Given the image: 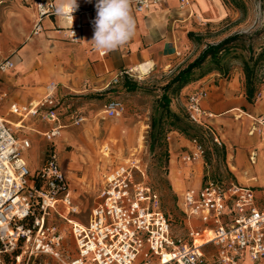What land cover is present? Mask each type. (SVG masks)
Wrapping results in <instances>:
<instances>
[{
	"label": "built area",
	"instance_id": "2783aa9c",
	"mask_svg": "<svg viewBox=\"0 0 264 264\" xmlns=\"http://www.w3.org/2000/svg\"><path fill=\"white\" fill-rule=\"evenodd\" d=\"M148 2L136 0V9L142 11ZM77 3L73 22L65 19L71 39L86 25L94 31L90 19L87 23L75 21V16L88 12ZM55 16V0H39L32 34L42 33L43 20ZM14 67V62L6 59L0 62V74ZM133 75V70H123L110 85H118ZM55 90L56 86L51 84L38 101L10 103L8 115L20 121L40 116L53 125L45 138L54 142L63 128ZM207 94L203 89L187 96V117L192 124L210 131L214 143L221 146V138L209 123L214 114L202 105ZM125 109L123 101L112 98L104 114L107 118H119ZM252 119L251 133L258 132L264 138V113ZM84 120L83 116H77L74 124ZM16 129L12 121L0 115V264H8L5 255L14 256L11 264H33L41 256L58 264H264V205L259 203L252 186L208 178L199 188H187L179 204L188 228L180 236L174 234L171 218L161 209L158 193L147 182L137 180V173L145 177L140 164H120L105 174L88 222L78 223L73 217L80 212L79 206L58 154L54 149L46 154L31 183V172L23 157L31 143L19 138ZM191 145L184 161L203 159L204 145L197 138L191 140ZM251 160L255 162L253 155ZM53 215L72 225L77 252L73 258L65 259V232L48 223ZM210 246L215 250L208 249Z\"/></svg>",
	"mask_w": 264,
	"mask_h": 264
},
{
	"label": "rangeland",
	"instance_id": "374dc122",
	"mask_svg": "<svg viewBox=\"0 0 264 264\" xmlns=\"http://www.w3.org/2000/svg\"><path fill=\"white\" fill-rule=\"evenodd\" d=\"M243 1L246 3L245 10L223 3L227 15L222 19H213L203 24L199 37H196V49L189 57L198 52L201 54L208 45H216L230 36L239 35L238 41L230 45L231 53L226 56L230 71L227 75H216L215 85L221 86L220 79L229 83L232 77L241 73L240 84L246 94L242 60L238 55H247L246 48L250 45L254 46L256 52L264 46V0ZM178 70V67H168L165 70H155L145 76L134 73L135 77L123 79L119 87L113 89L110 86L106 91L85 97L79 102L82 107H76V110L70 109L67 103H64L65 100H62L65 104L63 109L65 114L61 121L66 127L61 137L50 142L40 136L42 142L31 143V148L23 154L31 172L30 182L32 183L33 176L43 165L48 150L54 149L58 154L62 170L70 180L75 204L79 206L80 212L73 219L76 222L87 223L91 210L98 202L105 174L120 164L138 163L145 172V177L137 173V180L147 182L158 193L161 209L171 218L174 234L180 236L186 234L188 223L179 202L181 195L189 187L177 185V181L187 185L212 178L226 184L253 186L255 190L261 191L262 200H259V203L263 204L264 138L258 132L251 133L253 119L242 111L222 110L209 119L212 130L222 140V145H218L219 150L214 149L213 134L203 127H198L203 133H200L197 139L206 150L204 158L199 160V163L184 161V156L189 153L192 145L180 143L182 137L188 139L182 134L177 135V139L173 138L174 132H170L167 138L170 153L168 164L159 159V154L156 158L151 153L147 142L151 117L157 101L164 92V87ZM262 76L260 72L258 79ZM1 78L3 80L4 75ZM126 80L135 82L137 88L134 90L127 88ZM237 87L238 82L228 88L235 90ZM182 97L185 98L186 95ZM182 97L180 92L174 96L172 106L174 110L187 117L185 103L181 102ZM112 98L120 99L125 105V112L119 118H107L101 112L104 105ZM1 100L0 114L5 113L7 109L5 104L8 97L1 96ZM263 100L264 80L258 83L254 98L250 100L252 103L250 114L258 116L264 113V109L261 108V106L264 108ZM74 111L84 112L83 116L86 120L79 125L74 124L72 119ZM11 117L16 119L14 116ZM23 134L19 133L21 136ZM28 136L32 137L34 134L28 133ZM106 146L109 147L108 150L105 149ZM222 147H225V158ZM252 155H256L255 162L251 160ZM48 223L57 225L65 232V259L75 257L77 252L72 225L57 215H53ZM208 249L212 251L215 247L210 246ZM33 264H58V262L50 257L41 256L34 260Z\"/></svg>",
	"mask_w": 264,
	"mask_h": 264
},
{
	"label": "crops",
	"instance_id": "0c3cea01",
	"mask_svg": "<svg viewBox=\"0 0 264 264\" xmlns=\"http://www.w3.org/2000/svg\"><path fill=\"white\" fill-rule=\"evenodd\" d=\"M38 1L0 0V62L10 59L15 64L13 69L0 74V109L1 96L4 94L8 97L5 104L8 108L12 102L26 104L40 100L48 91V86L54 84L55 94L60 102V120L65 114L63 109L66 103L70 109L76 110V107H82L79 102L85 97L106 91L110 86L113 89L119 87L123 80L118 85L110 83L123 70H134L143 63L151 64L149 73L168 67H178L177 73L183 70L200 55L198 52L189 57L196 49V37H199L203 24L213 19H222L228 13L222 0H188V3L181 0H149L147 7L142 11L136 9V0H132L131 9L136 22L135 36L125 46L102 55L88 43L93 37V31L88 25L71 39L67 30L69 23L57 16L46 17L43 20L44 31L33 35ZM77 2L88 12L86 15L75 16V21H93L97 14L96 0L91 3L87 0ZM216 75L220 74L210 72L182 88L181 97L184 94L186 97H182L181 102L187 106L189 94L206 89L208 94L202 105L214 116L222 110H239L254 117L250 114L252 103L240 84L241 73L232 77L229 83L220 79V87L215 85ZM236 82L238 87L235 90L228 88ZM62 100H65V104ZM106 104L101 110L103 113ZM261 108L264 109L262 106ZM83 113L74 111L73 123L75 118L83 116ZM0 115L12 121L14 125L23 124L22 127H17L16 135L21 139H28L33 144H40V136L45 138V133L53 126L43 121L40 116L29 117L24 121L15 116L16 119H12L7 109ZM83 117L86 120V117ZM61 125L64 132L66 126L62 121ZM19 133L24 134L21 136ZM28 133L34 136L30 137ZM177 135L180 136V133L174 131L173 138L177 139ZM180 143L187 145L191 140L182 137ZM177 182L180 186L199 188L206 180L187 184L189 186L184 182ZM256 191L259 200H262L261 191Z\"/></svg>",
	"mask_w": 264,
	"mask_h": 264
},
{
	"label": "trees",
	"instance_id": "16d2710c",
	"mask_svg": "<svg viewBox=\"0 0 264 264\" xmlns=\"http://www.w3.org/2000/svg\"><path fill=\"white\" fill-rule=\"evenodd\" d=\"M223 2L226 5L231 4L239 10L246 9V3L243 0H223ZM239 38V35L230 36L216 45H208L192 63L179 71L164 87V92L155 105L147 134L149 149L154 157L157 158V154H159V159L164 160L166 164L169 163L170 153L167 138L170 132H179L189 140L198 138L197 136L203 133L198 128L199 126L189 121L188 117L174 110L172 106L174 96L178 95L186 85L201 79L210 72L227 75L230 67L226 56L232 50L231 43L238 41ZM246 51L247 55L240 54L238 57L242 60L246 95L249 100H253L258 83L264 80V46H261L259 52H256L254 46L250 45ZM260 72L263 76L258 79ZM125 79L131 78L127 76ZM125 85L131 90L137 88V84L132 81L126 80ZM214 149L219 150L220 148L214 143ZM222 152L225 158V147H222ZM4 258L8 264L15 260L14 256L9 255H5Z\"/></svg>",
	"mask_w": 264,
	"mask_h": 264
},
{
	"label": "clouds",
	"instance_id": "9594fccd",
	"mask_svg": "<svg viewBox=\"0 0 264 264\" xmlns=\"http://www.w3.org/2000/svg\"><path fill=\"white\" fill-rule=\"evenodd\" d=\"M131 4L132 0H96L93 37L88 42L96 51L106 53L117 50L135 36L136 22ZM78 7L77 0H55V14L59 19H71L73 22V13Z\"/></svg>",
	"mask_w": 264,
	"mask_h": 264
},
{
	"label": "bare ground",
	"instance_id": "6f19581e",
	"mask_svg": "<svg viewBox=\"0 0 264 264\" xmlns=\"http://www.w3.org/2000/svg\"><path fill=\"white\" fill-rule=\"evenodd\" d=\"M150 68H151V64L150 63H143V64H140V65H138L137 67H135V69L133 70L135 73H138V74H140V75H144L145 76V74H147V73H149L150 72ZM14 125V124H13ZM19 125L20 126H18V125H14V126H16V127H22V125L23 124H20L19 123ZM105 154H108V153H105ZM255 154V153H254ZM255 156L256 155H254V159H255ZM200 161H197L196 163H199ZM79 212V211H78ZM74 221V220H73ZM74 222H76V221H74ZM79 223V222H78ZM206 237H208V236H206ZM200 243L201 242H205V241H199Z\"/></svg>",
	"mask_w": 264,
	"mask_h": 264
}]
</instances>
